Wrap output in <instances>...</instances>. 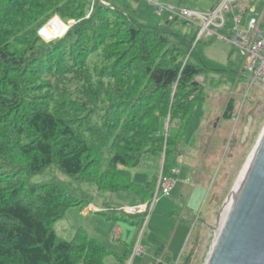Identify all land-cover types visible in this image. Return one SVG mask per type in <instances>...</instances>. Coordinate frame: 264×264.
<instances>
[{
    "label": "trees",
    "instance_id": "16d2710c",
    "mask_svg": "<svg viewBox=\"0 0 264 264\" xmlns=\"http://www.w3.org/2000/svg\"><path fill=\"white\" fill-rule=\"evenodd\" d=\"M53 18L68 29L46 42L39 33ZM179 22L140 25L99 0H0V264L128 260L129 250L113 255L82 231L58 237L53 224L92 197L32 178L54 167L97 194L153 198L156 179L136 184L131 171L146 156L163 155L162 175H170L203 100L196 78L221 69L204 56V43L193 47L196 32L172 30ZM63 32L59 24L54 35ZM234 105L227 103L223 120ZM162 252L152 264L169 263Z\"/></svg>",
    "mask_w": 264,
    "mask_h": 264
},
{
    "label": "rangeland",
    "instance_id": "374dc122",
    "mask_svg": "<svg viewBox=\"0 0 264 264\" xmlns=\"http://www.w3.org/2000/svg\"><path fill=\"white\" fill-rule=\"evenodd\" d=\"M95 1L98 0H91V6ZM99 1L102 5L118 9L136 23L146 26L159 24L164 27L167 25L166 21L171 20L172 15L166 10L159 12L160 7L186 8L196 14L205 15L202 17L205 18L204 20L200 16H194V20L189 23L178 18L180 22L173 25L172 30L180 31L183 35L196 32L193 47L197 42L204 43V56L217 63L222 71L221 69L205 71L206 73L196 78V82L200 84L197 92L203 100L195 105L179 153L175 156L174 167L169 173L178 171L173 175L175 188L173 190L172 187L168 196L158 192L156 186L162 175L160 174L153 194L157 196H153L145 203L150 205L145 215H131L137 214L139 210L145 211L143 205L136 210L135 208L125 210L127 206L139 202L132 194L124 192L97 194L93 185L78 184L54 167L33 177L32 182H54L75 195L84 191L92 197V203H99L105 208H103L104 214L98 213L103 210H96V213L91 212L86 217L81 215V208L69 209L62 219L53 224L56 235L63 240H71L77 231L85 232L113 255L123 256L126 250H129L130 257L125 264H152L151 256L158 249H162L164 255L167 254L168 264H184L190 252L192 255L188 264H205L215 238L212 228L216 226L218 216L221 215L226 201L262 135L264 88L256 80L249 79L250 76L244 71L242 72L241 52L214 36L215 33L230 36L233 26L234 16L231 13L226 14V23L222 27H218L219 20L216 17H209L216 12L219 6L218 0ZM232 1L234 15L238 11L241 22L245 23L255 17L261 23V30L264 31V0ZM89 12L87 11L86 15ZM208 19L210 24L207 23ZM73 23L67 22L68 25ZM58 25L59 23L53 18L40 30L39 36L41 37L45 29L46 37L44 36L43 40L46 42L60 38L59 35L58 37L54 35ZM64 25L66 28L60 34L61 37L67 31L68 26ZM230 100H234L235 105L231 119L225 121L222 115ZM248 115L253 117L252 126L245 141L240 143L241 131ZM167 129L166 125L165 130ZM168 130L171 136L176 134L175 124ZM149 158L152 157L143 158L139 165L142 174L135 169L131 171L133 182L144 185L150 180L149 175L152 176L154 162ZM179 169L182 171L181 174ZM144 171L149 173L145 174ZM183 176H186L189 182L181 183L179 179ZM137 177H141L140 180ZM85 209L92 211L89 206ZM136 248L139 253L133 252ZM105 264H117V261L115 257L110 256Z\"/></svg>",
    "mask_w": 264,
    "mask_h": 264
},
{
    "label": "water",
    "instance_id": "95a60500",
    "mask_svg": "<svg viewBox=\"0 0 264 264\" xmlns=\"http://www.w3.org/2000/svg\"><path fill=\"white\" fill-rule=\"evenodd\" d=\"M55 19L61 24L58 18ZM43 34L45 36V29ZM257 83L264 88L263 84ZM252 122L253 117L248 115L240 143L247 138ZM231 194L230 211L215 235L205 264H264V129L237 191L232 190ZM212 229L216 234L218 228Z\"/></svg>",
    "mask_w": 264,
    "mask_h": 264
},
{
    "label": "built area",
    "instance_id": "2783aa9c",
    "mask_svg": "<svg viewBox=\"0 0 264 264\" xmlns=\"http://www.w3.org/2000/svg\"><path fill=\"white\" fill-rule=\"evenodd\" d=\"M218 1L219 6L216 9V12L210 14L209 17H216L219 20L218 27H222L226 23V14L231 13L234 16L233 26L231 28L230 36H222L219 33H215L214 36L240 51L243 56V62L241 65L242 72L244 71L249 75L251 80H256L264 85V31L261 30V23L255 17L249 19L245 23L241 22L240 16L234 15L232 0ZM165 10L168 11L172 17L179 18L188 23L194 20V16H200L201 18L205 17V15L196 14L186 8H176L173 6L159 8V12ZM202 19L204 20L205 18ZM207 23L210 24V19L207 20ZM43 36L44 34L42 31L41 37L43 38ZM177 173L178 171H173L170 175L163 177H161V175L158 179L156 190L163 196H168L173 187V175ZM156 196L157 195L155 194L154 197ZM149 207L150 205L148 204L143 205L142 208L145 210L143 212H146ZM128 212H130V210H128ZM133 252L139 253V250L136 248Z\"/></svg>",
    "mask_w": 264,
    "mask_h": 264
},
{
    "label": "crops",
    "instance_id": "0c3cea01",
    "mask_svg": "<svg viewBox=\"0 0 264 264\" xmlns=\"http://www.w3.org/2000/svg\"><path fill=\"white\" fill-rule=\"evenodd\" d=\"M152 158H149V159H151V161L152 162H154V168H153V171H152V176H150L149 175V178H150V180L149 181H146L145 182V186H148V183L150 182V181H153V180H157L158 179V177H159V175L160 174H162L161 172H162V169H163V160H164V156L163 155H161V156H159V155H153V156H151ZM136 171H139L138 173H141L142 174V171L141 170H139V167L138 168H136L135 169ZM180 170V169H179ZM141 171V172H140ZM145 172V174H148L149 172L147 171H144ZM181 170L179 171V174H181ZM178 174V175H179ZM143 176V175H142ZM138 178V180H140V178L141 177H137ZM141 180H143V178L141 179ZM180 180V182L181 183H186V182H189V179L186 177V176H183L182 178H180L179 179ZM134 183H136V184H140L139 182H134ZM140 185H142V183L140 184ZM175 185V184H174ZM174 188H175V186H173V190H174ZM172 190V191H173ZM131 194V193H130ZM133 195V194H132ZM133 196H135V195H133ZM135 197H137V196H135ZM138 198V201L139 202H137V204H133V205H130V206H127L126 208H125V210L126 209H130V208H135L134 210H136V209H139V207L140 206H142V205H144L145 203H143L142 202V200L139 198V197H137ZM157 200V199H156ZM91 207V209H92V211H90V209H83V210H81L80 211V213H81V215H83V216H88V214L89 213H91V212H95L96 210H103V206L101 205V204H99V203H92L91 205H89V208ZM105 209V208H104ZM128 211V210H127ZM142 210H139L138 212H137V214H131V215H133V216H135V215H143L142 213H143V211L141 212ZM96 213V212H95ZM135 213V212H134ZM119 229H117V231H118ZM120 233V232H119ZM117 234V233H116Z\"/></svg>",
    "mask_w": 264,
    "mask_h": 264
},
{
    "label": "bare ground",
    "instance_id": "6f19581e",
    "mask_svg": "<svg viewBox=\"0 0 264 264\" xmlns=\"http://www.w3.org/2000/svg\"><path fill=\"white\" fill-rule=\"evenodd\" d=\"M61 24H62V26H63V30H64L66 27H65V25H64L63 23H61ZM46 28H47V27H46ZM51 40H52V39H51ZM250 161H251V155H250L249 160H248V162L246 163V165H245V167H244L242 173L240 174L239 179H238L237 182H236L235 188L233 189L234 192L237 191V189H238V187H239V185H240V182H241L242 178L244 177V175H245V173H246V171H247V168H248V166H249V164H250ZM232 202H233V195L231 194L230 197L228 198V200L226 201L225 207H224V209H223L221 215L219 216V221L216 223V227H217L218 229L216 230V234H215V235L218 234L220 226H222L223 222L225 221L226 216H227L228 212L230 211V208H231Z\"/></svg>",
    "mask_w": 264,
    "mask_h": 264
}]
</instances>
